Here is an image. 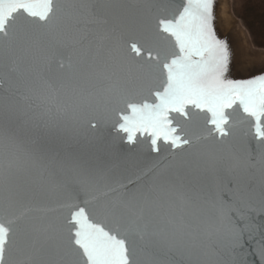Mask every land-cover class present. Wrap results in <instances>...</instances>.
I'll use <instances>...</instances> for the list:
<instances>
[{"label":"snow or ice","instance_id":"snow-or-ice-1","mask_svg":"<svg viewBox=\"0 0 264 264\" xmlns=\"http://www.w3.org/2000/svg\"><path fill=\"white\" fill-rule=\"evenodd\" d=\"M214 7L0 0V264L264 256V69Z\"/></svg>","mask_w":264,"mask_h":264},{"label":"water","instance_id":"water-1","mask_svg":"<svg viewBox=\"0 0 264 264\" xmlns=\"http://www.w3.org/2000/svg\"><path fill=\"white\" fill-rule=\"evenodd\" d=\"M231 11V0H215L214 14L217 35L227 40L233 53L234 63L251 68L253 73H259L261 69H264V56L251 52L246 35ZM238 134H240L239 130ZM104 135L107 140L109 130H105ZM64 142V148L68 152L94 153L100 147L99 145L89 146L82 138L74 139L70 135L64 137ZM238 264H264V256H261L255 241L245 245L238 257Z\"/></svg>","mask_w":264,"mask_h":264},{"label":"trees","instance_id":"trees-1","mask_svg":"<svg viewBox=\"0 0 264 264\" xmlns=\"http://www.w3.org/2000/svg\"><path fill=\"white\" fill-rule=\"evenodd\" d=\"M235 12L244 18L255 42L264 46V0H238Z\"/></svg>","mask_w":264,"mask_h":264},{"label":"rangeland","instance_id":"rangeland-1","mask_svg":"<svg viewBox=\"0 0 264 264\" xmlns=\"http://www.w3.org/2000/svg\"><path fill=\"white\" fill-rule=\"evenodd\" d=\"M237 1L238 0H231V10H232L231 12L233 13V17L238 21L242 31L246 35L247 41L250 45L251 52H255L256 54H262L264 56V46H259L255 42L253 34H252L250 28L248 27V25L246 24L244 18L240 17L235 12V6L237 4ZM240 4H241V1H240Z\"/></svg>","mask_w":264,"mask_h":264}]
</instances>
